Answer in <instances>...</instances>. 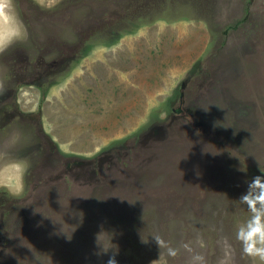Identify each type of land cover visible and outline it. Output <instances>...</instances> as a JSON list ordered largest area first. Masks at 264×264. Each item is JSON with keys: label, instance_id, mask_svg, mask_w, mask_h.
Masks as SVG:
<instances>
[{"label": "rangeland", "instance_id": "374dc122", "mask_svg": "<svg viewBox=\"0 0 264 264\" xmlns=\"http://www.w3.org/2000/svg\"><path fill=\"white\" fill-rule=\"evenodd\" d=\"M16 7L29 36L0 54V124L11 89L20 112L0 184L29 168L20 196L0 188V264H261L236 230L264 176V0Z\"/></svg>", "mask_w": 264, "mask_h": 264}, {"label": "clouds", "instance_id": "9594fccd", "mask_svg": "<svg viewBox=\"0 0 264 264\" xmlns=\"http://www.w3.org/2000/svg\"><path fill=\"white\" fill-rule=\"evenodd\" d=\"M35 3L42 9L51 10L60 3V0H35ZM28 36L27 27L17 11L16 0H0V54L18 42L26 41ZM208 131L210 132V127ZM12 166L19 173V187L0 184V188H5L9 195L18 197L23 192V180L29 165L16 160L12 161ZM239 201L247 206L250 216L238 225L236 239L241 243L244 255L258 259L264 264V176L254 177L249 184V191L243 194ZM153 237L160 249L165 247V242L159 236ZM167 253L170 256L176 255V251L170 247L167 248ZM107 264H117L115 255L109 258Z\"/></svg>", "mask_w": 264, "mask_h": 264}, {"label": "flooded vegetation", "instance_id": "af4514ba", "mask_svg": "<svg viewBox=\"0 0 264 264\" xmlns=\"http://www.w3.org/2000/svg\"><path fill=\"white\" fill-rule=\"evenodd\" d=\"M82 31H84V29H81V32ZM11 91H13V94H14V97L13 98H15L16 97V94H18V89L17 88H15V89H11ZM12 98V100H10L9 99V101L10 102H12V106H13V110H12V112L11 113H9L8 111H7V109H5V108H1V110L2 111H5V118H3V122H2V124H0V128H2V129H5V127H7V125H8V122H10V120H12L11 119V117H13V116H15V115H19V105H18V103H17V100L15 99H13ZM11 104V103H10ZM177 113V112H176ZM206 113V112H205ZM155 130H157L158 131V128L157 129H155ZM215 140V139H214ZM102 159H104V158H102ZM106 160V159H105ZM218 162H220V161H218ZM88 163H90V162H88ZM71 164L72 163H69L68 161L66 162V165H65V169L64 170H62L60 173H63V175L62 176H67V173H66V171H68L70 168H71ZM92 164V163H91ZM94 169L92 168V167H89V170L88 171H93ZM59 173V174H60ZM74 179H75V177H74ZM76 180V179H75Z\"/></svg>", "mask_w": 264, "mask_h": 264}, {"label": "water", "instance_id": "95a60500", "mask_svg": "<svg viewBox=\"0 0 264 264\" xmlns=\"http://www.w3.org/2000/svg\"><path fill=\"white\" fill-rule=\"evenodd\" d=\"M168 126H169V123H165V124L159 126V127H158L159 134H155V133H153V134H151V135H153L155 138H158V136H160V135H163V134H165V133L168 134V132H167V130H168V128H169ZM198 156H201V155H198ZM123 195H125V194H123ZM123 195H122V196H123ZM122 196H121V197H122ZM112 199H113V198H111L110 200H108V202H109V204H110V206H108V207H111V209H109L110 211L113 210V208H115V207H116V208H119V206H118L119 204H117V203H115V202H114V203H110V201H112Z\"/></svg>", "mask_w": 264, "mask_h": 264}]
</instances>
